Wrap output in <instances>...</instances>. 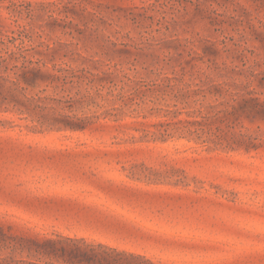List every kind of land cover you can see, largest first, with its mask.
I'll return each mask as SVG.
<instances>
[{
  "label": "rangeland",
  "instance_id": "374dc122",
  "mask_svg": "<svg viewBox=\"0 0 264 264\" xmlns=\"http://www.w3.org/2000/svg\"><path fill=\"white\" fill-rule=\"evenodd\" d=\"M59 237L264 264V0H0V258Z\"/></svg>",
  "mask_w": 264,
  "mask_h": 264
},
{
  "label": "trees",
  "instance_id": "16d2710c",
  "mask_svg": "<svg viewBox=\"0 0 264 264\" xmlns=\"http://www.w3.org/2000/svg\"><path fill=\"white\" fill-rule=\"evenodd\" d=\"M28 249L40 260L14 261L0 258V264H133L139 256L102 244H88L83 240L59 237V240H33ZM141 258V257H140Z\"/></svg>",
  "mask_w": 264,
  "mask_h": 264
}]
</instances>
